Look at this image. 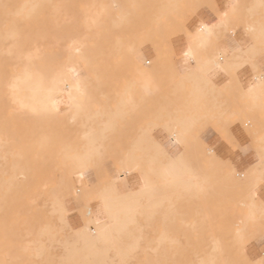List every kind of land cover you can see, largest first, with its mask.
<instances>
[{"label":"rangeland","instance_id":"1","mask_svg":"<svg viewBox=\"0 0 264 264\" xmlns=\"http://www.w3.org/2000/svg\"><path fill=\"white\" fill-rule=\"evenodd\" d=\"M231 2L227 12H219L214 0H0V264H70L63 258L65 242L78 239L95 211L98 193L124 175L126 161H138L129 174L163 166L166 148L149 136L151 145L144 142L142 152L141 142L135 143L137 135H144L149 126H161L178 134L182 142L194 117L178 124V117L167 114L168 102L156 97L153 120L145 123L141 106L146 101L138 94L137 127L131 130L124 120L128 111L121 106L124 88L131 77L145 81L151 73L155 92L161 94V76L169 74L163 70L168 69L173 43L189 35L192 30L187 32V27L200 9L214 12L215 21L227 17L221 26L214 21L213 28L233 31L243 25L253 38L264 39V1L262 13L253 20L247 18L252 0H246L244 13L242 6L237 13L240 0ZM76 39L81 44L76 51L69 50ZM238 52L244 57L237 56L227 68L230 79L217 87L216 95L231 96L255 110L246 122L258 135L252 136L251 149L259 161L236 172L211 157L204 145L192 146L197 137L191 135L192 145L179 157L189 168L183 179L193 183L157 184L151 194L141 196L130 220L115 235V248L106 252L107 258H82L85 251L77 241V262L264 264V253L251 260L245 252L249 243L264 236V203L256 195L264 183V120L257 119L264 118V95L251 94L235 83V70L255 54L253 47ZM217 55L227 59L224 51ZM219 59L216 56L213 64L219 65ZM61 68L79 72L75 78L81 79L84 90L74 96L81 105L78 111V103L53 113L15 108L8 92L15 75L27 69L44 79ZM140 86L145 89V82ZM223 119L218 115L213 123L219 132ZM90 141L96 151L86 164L89 169L79 177L71 157L84 154ZM147 151L153 155L147 157ZM59 207L66 210L65 223Z\"/></svg>","mask_w":264,"mask_h":264},{"label":"crops","instance_id":"2","mask_svg":"<svg viewBox=\"0 0 264 264\" xmlns=\"http://www.w3.org/2000/svg\"><path fill=\"white\" fill-rule=\"evenodd\" d=\"M263 1L252 0V5L249 4L248 20H253L262 13ZM231 4V0H214V5L219 12H227L231 8ZM241 6L244 13L246 0H240L237 13ZM215 19L214 12L200 9L193 16L191 24L187 27V32L193 30L199 23L212 24ZM176 40L172 46L169 64H167L168 69L163 70L164 72L168 71L169 74L161 76L163 91L160 95L155 92L154 76L151 73L145 76V81L133 76L129 85L125 86L124 98L128 99L125 104L128 111V116L124 119L126 127L131 130L137 127L135 121L138 114V94L146 101L145 106H141L142 120L145 123L153 120L152 103L156 97H160L168 102L167 114L171 117H178V124H182L187 116H193L195 123L182 142H172L170 133L161 126L156 128L149 126L144 135H137L138 139L135 141V143L141 142L142 149L140 150L142 152L144 142L147 146L151 145L149 139L151 137L167 146L172 154L182 153L185 155L187 146L192 145L189 143V139L191 135H195L197 142L192 146L204 145L209 148L211 157H213L212 154L215 155L222 163L231 165L236 172L248 170L258 159L251 149L252 136L257 133L249 122H246V117H253L255 110L249 104H241L231 96L218 97L216 94L217 87L223 86L230 79L227 68L233 64L237 56L244 57L245 55L242 54L243 52H238V49L244 51L253 47L255 54L235 70L234 79L235 83L244 91L247 90L251 94H258V96L264 95V39L253 38L251 33L241 25L233 31L210 28L207 38L200 47H192L186 33ZM218 51H224L227 59L220 57V64L216 65L213 62ZM201 60L205 62L202 64L203 69L198 67V62ZM190 72H196V74L186 77V73ZM143 82L146 84L145 89L140 86ZM234 90L236 93L239 91L238 87H235ZM219 101H221V105H218ZM233 114L238 115L239 119H232ZM218 115L225 117V120L221 121L223 128L220 132L213 124ZM257 119L264 120V118ZM134 144L132 145L134 146ZM142 152L141 154H146L147 157L153 155L148 151L145 154ZM259 172L262 171L259 169ZM262 173L264 174V172ZM120 183L123 188L130 186L126 176L125 179L120 180ZM256 195L257 199L264 203V183L258 185ZM245 252L251 260L261 258L264 253V236L258 242L249 243Z\"/></svg>","mask_w":264,"mask_h":264},{"label":"bare ground","instance_id":"3","mask_svg":"<svg viewBox=\"0 0 264 264\" xmlns=\"http://www.w3.org/2000/svg\"><path fill=\"white\" fill-rule=\"evenodd\" d=\"M226 20V16H219L214 25H224ZM210 28H212V24H198L187 36L191 46L200 47L207 38V32ZM77 44H81V41L78 39H76L68 49L76 51L75 46ZM220 57V55H217V58ZM200 66H202V64H200ZM78 74L79 72L76 70L72 71L61 68L55 70L52 74L43 79L39 73L26 69L15 75L8 83L9 96L15 108L20 111L27 110L31 113H53L63 107H70L72 104L79 102L74 99V96L76 92L84 90V86H81V79L75 78ZM76 79H78L77 82ZM127 102L126 99H123L121 101V106H124ZM80 106L81 105L78 103L75 110L78 111ZM170 135L172 136V142H178V134L173 133ZM161 145L166 148L168 153V158L163 166L158 169H153L148 166L139 169L141 171L140 174V171H138V174H129V172H133L136 169L138 165H136V163L138 161L128 159L121 169L124 175L116 176L114 179L115 183L112 181L111 186L107 190L98 193V202L95 211L79 231L78 239L69 243L65 242L64 244L65 253L63 258L66 261L70 262V264H112L105 260L95 263L77 262L76 259L79 257L78 248L74 246V242H81V248L85 251L82 258L97 257L105 259L108 257L106 252L110 248H115V235L130 220L133 208L137 205L141 196L151 194L157 187V184L163 186H178L185 184L190 185L193 183L190 179H183L185 171H188L189 168L185 164L184 159L179 157V153L172 154L167 146ZM95 151L96 147L93 146L90 141L89 147L84 154H75L71 157V161L74 162L72 170L77 172L79 177H82L83 173L89 169L86 164L90 159V155ZM151 171H159L160 173L154 174L151 173ZM125 176L130 182L129 188H123L120 183V180L122 181L125 179ZM154 176L159 177L160 181L155 182ZM77 182H80V180ZM118 184L120 187L116 189L115 186ZM117 191L120 192V195L115 194ZM57 210L59 211V218L65 223L66 215L64 216L63 213H65L66 210L60 209V207ZM119 212H121L123 216H119ZM248 215L250 216V214ZM238 231L239 230H237V232ZM100 242L105 245L100 247L97 246V243ZM210 263L211 262H206L204 264Z\"/></svg>","mask_w":264,"mask_h":264}]
</instances>
